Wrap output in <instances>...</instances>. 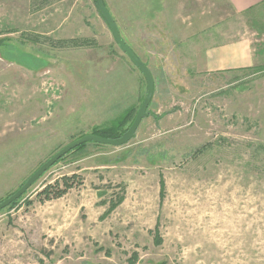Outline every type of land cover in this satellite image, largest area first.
Wrapping results in <instances>:
<instances>
[{
    "label": "rangeland",
    "instance_id": "1",
    "mask_svg": "<svg viewBox=\"0 0 264 264\" xmlns=\"http://www.w3.org/2000/svg\"><path fill=\"white\" fill-rule=\"evenodd\" d=\"M103 3L152 75L147 114L127 143L68 154L0 210V264H264V1ZM71 37L94 43L49 42ZM231 45L235 63L213 59ZM145 92L94 0H0V200ZM72 173L80 186L37 200Z\"/></svg>",
    "mask_w": 264,
    "mask_h": 264
},
{
    "label": "water",
    "instance_id": "2",
    "mask_svg": "<svg viewBox=\"0 0 264 264\" xmlns=\"http://www.w3.org/2000/svg\"><path fill=\"white\" fill-rule=\"evenodd\" d=\"M97 9L100 11L105 23L107 24L115 42L120 49L128 56L130 61L139 69L146 81V92L140 106L127 130L118 138H108L99 136L93 133L83 134L67 144L63 145L50 157L43 161L28 177L27 179L11 194L0 200V210L11 204L17 198H19L27 188L37 180L48 168H50L60 157L75 148L76 146L88 142L94 141L106 145L120 146L127 143L134 135L142 118L146 115L148 104L151 100L153 93V78L149 68L144 62L135 54L130 46L121 37L117 26L111 17L109 11L106 9L103 0H95Z\"/></svg>",
    "mask_w": 264,
    "mask_h": 264
},
{
    "label": "trees",
    "instance_id": "3",
    "mask_svg": "<svg viewBox=\"0 0 264 264\" xmlns=\"http://www.w3.org/2000/svg\"><path fill=\"white\" fill-rule=\"evenodd\" d=\"M94 2L96 5L95 0H94ZM43 3H45V2H43ZM49 42L52 46L64 47V46L90 45V44L94 43V40L89 39V38H84V37H71V38L50 40ZM135 108L136 107L134 105H131L130 107L125 109L122 113H120L117 117L112 119L108 125H104L101 127L95 126L90 132L93 134L103 136V137H108V138L120 137L127 130L129 125L131 124V122H132V120H133V118H134V116L138 110V109L136 110ZM146 114H147V111H146ZM89 143H91L95 146H98V147H103L106 145V144H101V143H97L94 141L84 142V143L76 146L75 148H73L72 150L67 152L66 154H64L56 162H58L59 160H62L65 156H67L68 154H70L72 152H77V151L83 150L86 147V145ZM82 182H83V179L79 174L72 173L70 175H61L60 177L56 178L53 182L45 183L43 185V187L39 191H37L36 198L40 202H43L46 200H51L54 198H60L64 194H66L69 189H71L73 187L80 186L82 184ZM163 188H164V182L161 180L160 181V196L162 194ZM121 200H122L121 196H116L115 199H111L109 201V206H108L109 210L111 211L112 208H114ZM16 201L17 200L13 201L9 207H12V205H14L16 203ZM155 230L157 231V226H155ZM153 238H154L155 244H160L161 240L157 236L156 232H155Z\"/></svg>",
    "mask_w": 264,
    "mask_h": 264
},
{
    "label": "crops",
    "instance_id": "4",
    "mask_svg": "<svg viewBox=\"0 0 264 264\" xmlns=\"http://www.w3.org/2000/svg\"><path fill=\"white\" fill-rule=\"evenodd\" d=\"M228 1L234 9L243 10L250 5L263 2L264 0H228ZM212 57L213 59H218V57H220L221 60L220 62L224 64H230V63L233 64L235 63L236 57L240 59L242 56L241 53H239V51H237V49H235V47L231 45V47L230 46L223 47L221 52H213Z\"/></svg>",
    "mask_w": 264,
    "mask_h": 264
}]
</instances>
